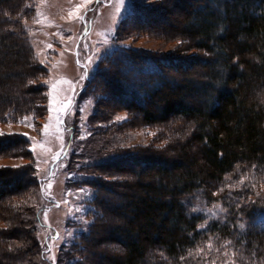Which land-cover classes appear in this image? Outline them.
Returning <instances> with one entry per match:
<instances>
[{
    "label": "trees",
    "instance_id": "trees-1",
    "mask_svg": "<svg viewBox=\"0 0 264 264\" xmlns=\"http://www.w3.org/2000/svg\"><path fill=\"white\" fill-rule=\"evenodd\" d=\"M140 1L136 0V9L122 26L135 29L141 20L146 25L155 24V12L161 18L170 13L162 3L159 9L148 10L143 16ZM20 3L0 0V122L31 113L38 116L45 109V89L37 84L44 70L35 61L16 17ZM172 7L181 15L173 24L180 36L179 44L200 52L202 57L170 58L120 50L111 62L125 60L139 72L144 67L151 69L148 81L157 82L158 88H145L142 103L133 92L121 97L113 94L125 111L139 113L144 124L180 118L193 121L194 129L180 144L176 158L147 159L140 155L124 162V169L117 166L120 163L112 165L113 173L137 168L140 176L134 182H115L122 189L117 195L125 200L120 209L96 202L101 215L95 219L89 237L104 212L116 216L120 224L109 226L107 237L99 227L96 234L100 238L91 246L108 242L119 249L118 253L97 251L98 255L89 253L88 258L83 253L78 264H213L212 256L220 255L216 264L221 254L225 255L224 264H264V227L260 225L264 197L255 196L246 202L236 190L223 189L224 179L240 168H253V179H264V0H175ZM198 62L203 68L196 79H177L162 70L172 67L187 72ZM104 76L105 71L94 78ZM194 144L197 153L191 156L188 148ZM26 145L17 137L0 138V156L25 149ZM19 154L24 159L29 157L25 151ZM34 175L31 161L21 172L0 168V201L25 193ZM91 187L99 194L102 186L94 183ZM249 193L246 190L245 197H250ZM198 199L224 202L223 218L199 228L206 218L202 206L200 210L197 207ZM28 232L31 231L20 229L13 234L11 230H0L1 261L41 264L40 249L36 242L32 244ZM13 237L29 243L13 248L8 241ZM90 239L84 238L81 251L87 252L90 245L86 246V241ZM30 246L34 248L31 252Z\"/></svg>",
    "mask_w": 264,
    "mask_h": 264
},
{
    "label": "rangeland",
    "instance_id": "rangeland-1",
    "mask_svg": "<svg viewBox=\"0 0 264 264\" xmlns=\"http://www.w3.org/2000/svg\"><path fill=\"white\" fill-rule=\"evenodd\" d=\"M173 1L141 0L139 12L142 15H147L148 10L156 11L162 3L170 13L161 18L155 12L153 17L158 18L157 23L146 25L141 20L132 29L130 25H122L136 9V0L122 3L121 0H20L16 17L26 33L35 61L44 70L37 84L45 89L46 100L45 109L38 116L31 113L25 116L27 120L23 117L0 122V133H3L0 138L17 137L27 143L25 149L11 150L0 156V168L21 172L31 161L35 170L32 185L25 193L0 201V230H11L13 234L20 229L30 230L27 235L40 249L41 264H78L83 253L88 258L89 253L97 251L117 254L119 249L108 242L92 247L100 238L96 234L99 227L100 233L107 237L109 226L120 224L119 218L104 212L89 237L95 219L101 215L96 202L102 201L110 209H120L125 200L117 195L122 189L116 187L115 182H134L140 175L137 168L126 169L122 174L113 173L112 165L120 163L117 166L124 169V162L140 155L147 159L176 158L180 144L193 131L194 122L180 118H171L163 124H144L139 113L125 111L121 100L115 99L116 94L121 97L133 92L134 98L142 103L145 88H158L157 82L148 81L151 69L144 67L142 73L125 60L111 62L120 50L132 49L170 58L202 57L200 52L179 44L180 36L173 24L181 15L172 7ZM81 16L83 19L79 18ZM104 62L110 65L103 66ZM200 63L187 72L172 67L162 70L177 79L186 76L196 79L203 68ZM104 71L105 80L94 78ZM22 120L24 122H20ZM188 150L189 155H195L197 145ZM21 151L27 152L29 157L22 158ZM57 153L59 156L54 159ZM249 169L240 168L228 175L223 188L236 190L246 202L257 196L264 197V179H253L254 169ZM94 183L102 186L99 194L91 187ZM246 190L250 191V197H245ZM218 192L222 193V189ZM205 200H196L206 218L199 228L222 219L226 213L224 202L207 203ZM216 205L224 211H219ZM18 224L21 227L18 228ZM260 225L264 227V219ZM86 237L91 238L86 241V246L90 247L84 252L82 242ZM13 238H8L13 248L29 243V240L22 242L18 237ZM7 245L8 242L4 248ZM33 250L31 247L30 252ZM77 251L80 252L77 254ZM217 257L220 255L212 256V263ZM224 258L221 254L216 264H224ZM0 264L9 262L0 260Z\"/></svg>",
    "mask_w": 264,
    "mask_h": 264
},
{
    "label": "snow or ice",
    "instance_id": "snow-or-ice-1",
    "mask_svg": "<svg viewBox=\"0 0 264 264\" xmlns=\"http://www.w3.org/2000/svg\"><path fill=\"white\" fill-rule=\"evenodd\" d=\"M122 2H123V0H121V3H122ZM79 18H80V19H83L82 16L79 17ZM37 22H39V21H37ZM49 47H51V45H49ZM52 87L55 88V85H52ZM50 111H51V109H50ZM27 119H28L27 117L24 118V120H27ZM24 120H22V121H20V122H24ZM58 123H59V120H58ZM44 127H45V131H46L47 128H48V125L46 124ZM0 135H3V133H0ZM58 156H59V153L56 154V156L54 157V159L58 158ZM253 167L255 168L256 166L253 165ZM215 207H216L219 211H224V209L220 208L219 205H216ZM213 215H215V213H213ZM240 227L243 228V225H240ZM209 247H211V245H209ZM213 264H215V262H213ZM226 264H231V262H226Z\"/></svg>",
    "mask_w": 264,
    "mask_h": 264
}]
</instances>
